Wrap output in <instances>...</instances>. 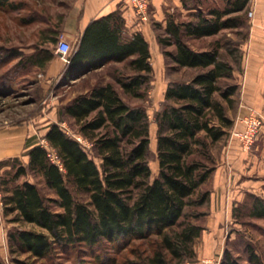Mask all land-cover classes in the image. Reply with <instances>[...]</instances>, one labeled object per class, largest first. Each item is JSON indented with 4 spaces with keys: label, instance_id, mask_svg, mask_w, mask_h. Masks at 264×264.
Segmentation results:
<instances>
[{
    "label": "trees",
    "instance_id": "trees-1",
    "mask_svg": "<svg viewBox=\"0 0 264 264\" xmlns=\"http://www.w3.org/2000/svg\"><path fill=\"white\" fill-rule=\"evenodd\" d=\"M220 1L221 6L207 0H184L186 20L168 18L157 33L172 68L194 74L186 81L168 83L164 104L154 115L158 171L152 180L147 161L148 116L119 93L135 100L145 97L153 71L149 46L140 33L125 35L119 11L87 24L72 47L64 77H80L109 64H124V72L116 71L113 82L93 86L57 111L58 124L47 126L43 140L55 151L59 164L49 159L46 148L34 137L25 140V165L18 158L0 162V167L10 164L1 181L4 215L37 229L8 234L10 252L26 256L24 261L16 259V264H54L53 257L78 253L97 256L99 247L117 254L137 247V260L123 264L194 261V242L205 230L198 220L206 211L198 208L206 207L209 200V192L201 187L214 170L212 147L229 136L233 127L228 112L236 106L234 72L240 71V46L249 29L250 0ZM6 9L17 7L12 0H0V10ZM26 20L30 23L34 18ZM239 29L246 33L237 41L217 39L198 50L189 44L228 30H237L234 35H238ZM51 33L50 41L56 44L61 27H53ZM169 47L173 49L166 50ZM52 57V53L40 55L33 64L43 68ZM65 118L90 141L92 157L59 126ZM28 175L40 177L55 197H44L26 179ZM234 212L264 219V198L247 194ZM246 260L263 264L250 246ZM221 264L237 263L224 253Z\"/></svg>",
    "mask_w": 264,
    "mask_h": 264
},
{
    "label": "rangeland",
    "instance_id": "rangeland-1",
    "mask_svg": "<svg viewBox=\"0 0 264 264\" xmlns=\"http://www.w3.org/2000/svg\"><path fill=\"white\" fill-rule=\"evenodd\" d=\"M12 1L17 9L0 10V130L23 127L31 133L30 137H34L37 142L42 144L44 143L43 136L46 128L49 123L57 121V111L60 108L65 107L77 95L87 92L95 85L102 84L105 81L113 82L112 76L116 71L124 72V64H109L100 70L98 69L99 71L66 79L63 74L66 64L55 54L56 44L62 37L59 36L56 44H53L50 41V36L53 27L61 26L73 0ZM214 4L221 6V1H214ZM248 11L247 8L246 18L250 20L247 15ZM31 17L34 18V21L27 23L26 19ZM182 20L185 21L186 19ZM235 32L237 30L223 31L214 37L189 41V44L196 50L204 49L217 39L237 41L246 33L244 29H239L238 35H234ZM172 49V47H169L166 50L171 51ZM50 53L53 54V57L44 64L43 68L33 64L38 56H47ZM157 57L158 63L154 64V69L152 68L151 81L142 100L126 98L119 91L121 97L129 105L142 107L148 116L150 144L147 161L151 170V180L156 177L158 171L154 115L164 104V91L168 83L186 81L194 74L193 70L173 69L171 62L163 55L162 48ZM260 113L264 118V109ZM61 124L63 125L59 126L73 138L80 136L77 132V126L74 125L72 120L65 118ZM262 134L264 133L261 132L260 135ZM259 139L258 136L249 151L256 146L260 141ZM81 145L92 157L90 141L83 139ZM217 147L219 146L214 145L212 147V153H216ZM14 158H18L24 165L27 162V158L23 154ZM9 159L11 158L5 161ZM93 159L96 164L99 163L98 159ZM9 165L0 167L1 181L7 177L6 173L10 171ZM262 169L264 170V167ZM26 179L36 184L44 197H55L45 187L40 177L28 175ZM22 181L23 178L20 179V182ZM204 189L205 184L201 187V191H204ZM71 191L76 197L87 201L85 195L78 196L72 189ZM247 194L264 198V187L254 193L245 192L236 205L232 206L229 220L221 227L220 235L216 238L218 242L213 250V255L206 259L221 264L223 254L228 253L237 264H247V247L250 246L264 264V219L249 218L245 215L239 216L237 212L233 214L235 207L245 203ZM198 211H206V208H198ZM13 219V215H7L0 223V264H16V259L18 261L26 260L25 255H16L10 252L9 233L15 230L37 231L32 225L15 222ZM204 222L205 216L198 220L201 225ZM203 235L204 233L194 242L196 250L202 241ZM144 247H140L139 252ZM134 251H137V247L128 248L118 254L111 249L99 247L95 251V254L98 253L97 256H85L78 253L79 255L73 254L70 258L53 257L52 262L54 264H111L112 260H116V264H123L124 260H137ZM203 259L196 257L194 261L184 264H198ZM172 264H175V262Z\"/></svg>",
    "mask_w": 264,
    "mask_h": 264
},
{
    "label": "crops",
    "instance_id": "crops-1",
    "mask_svg": "<svg viewBox=\"0 0 264 264\" xmlns=\"http://www.w3.org/2000/svg\"><path fill=\"white\" fill-rule=\"evenodd\" d=\"M148 1L149 20L140 22L128 0H73L60 26L61 39L73 47L91 20L119 11L124 20L125 35L130 37L140 33L147 42L150 65L154 69L161 49L157 33L164 29L168 18L175 21L186 19L188 10L183 8L184 0ZM247 8L254 11V16L249 20L247 39L240 46L243 54L240 71L234 72L238 84L236 106L228 112L234 122L233 126L238 118L246 115L248 108L258 112L264 109V35L261 30L264 25V0H250ZM107 82L110 81L99 85ZM52 123L58 124V121ZM263 130L258 134L260 141L251 151H244L238 141L229 136L214 144L219 147L216 153H212L215 157L214 170L205 183L204 190L209 192L205 222L202 225L205 230L198 249L194 246L198 259L212 257L221 227L228 222L232 206L236 205L241 196L245 192L254 193L264 187V134L260 135L264 133ZM30 136L31 133L23 127L0 130V162L23 154L25 140Z\"/></svg>",
    "mask_w": 264,
    "mask_h": 264
},
{
    "label": "built area",
    "instance_id": "built-area-1",
    "mask_svg": "<svg viewBox=\"0 0 264 264\" xmlns=\"http://www.w3.org/2000/svg\"><path fill=\"white\" fill-rule=\"evenodd\" d=\"M128 3L134 12V15L140 22H146L149 20V1L148 0H128ZM248 17L250 20L253 19L254 11H248ZM262 31L264 33V25L262 26ZM72 52V46L70 43L60 39L55 47V54L67 65L69 63V55ZM63 125V124H60ZM238 125V126H237ZM264 127V118L260 112L253 108H248L246 115L238 118L237 122L234 124L229 132V137L235 139L240 144V147L244 151H249L253 146L259 132ZM75 139L81 144L83 138L81 136L75 137ZM42 145L47 150V155L49 159L56 164H59L58 157L53 149H50L46 142ZM4 204L2 200L1 191V177H0V223L4 220ZM198 264H219L218 262L212 261L210 259L200 260Z\"/></svg>",
    "mask_w": 264,
    "mask_h": 264
}]
</instances>
